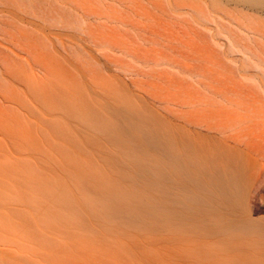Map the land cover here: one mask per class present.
I'll return each instance as SVG.
<instances>
[{
  "label": "rangeland",
  "instance_id": "374dc122",
  "mask_svg": "<svg viewBox=\"0 0 264 264\" xmlns=\"http://www.w3.org/2000/svg\"><path fill=\"white\" fill-rule=\"evenodd\" d=\"M0 264H264V0H0Z\"/></svg>",
  "mask_w": 264,
  "mask_h": 264
},
{
  "label": "bare ground",
  "instance_id": "6f19581e",
  "mask_svg": "<svg viewBox=\"0 0 264 264\" xmlns=\"http://www.w3.org/2000/svg\"><path fill=\"white\" fill-rule=\"evenodd\" d=\"M162 139V138H161ZM199 153V152H198ZM202 153H203V157L201 156V154H200V158H201V161L204 163H206V160H205V158H204V156L205 157H207V151H202ZM235 163H234V159H233V157H229L228 159H221V165H218V170H220L221 171V178H222V181H223V189H228V190H230L231 189V186L229 185V184H232V183H234V180H235V178H234V176L231 174V171H230V169H231V167L232 168H234V165ZM187 168V167H186ZM221 168V169H220ZM204 170H205V168H204ZM203 170V171H204ZM227 181V182H226ZM228 185H229V187H230V189L229 188H227L228 187Z\"/></svg>",
  "mask_w": 264,
  "mask_h": 264
}]
</instances>
